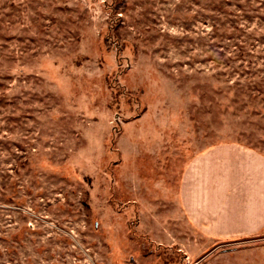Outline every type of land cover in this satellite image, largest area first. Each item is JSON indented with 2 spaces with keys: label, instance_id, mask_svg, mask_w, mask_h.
<instances>
[{
  "label": "rangeland",
  "instance_id": "rangeland-1",
  "mask_svg": "<svg viewBox=\"0 0 264 264\" xmlns=\"http://www.w3.org/2000/svg\"><path fill=\"white\" fill-rule=\"evenodd\" d=\"M223 143L264 155V0H0V264H264L175 224Z\"/></svg>",
  "mask_w": 264,
  "mask_h": 264
},
{
  "label": "crops",
  "instance_id": "crops-1",
  "mask_svg": "<svg viewBox=\"0 0 264 264\" xmlns=\"http://www.w3.org/2000/svg\"><path fill=\"white\" fill-rule=\"evenodd\" d=\"M175 224L213 243L264 233V155L223 143L191 157L180 170ZM185 244V243H184Z\"/></svg>",
  "mask_w": 264,
  "mask_h": 264
}]
</instances>
